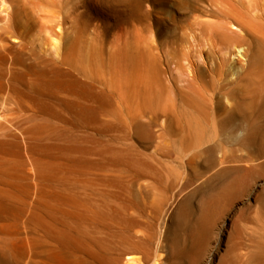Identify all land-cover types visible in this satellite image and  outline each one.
<instances>
[{"label": "rangeland", "instance_id": "rangeland-1", "mask_svg": "<svg viewBox=\"0 0 264 264\" xmlns=\"http://www.w3.org/2000/svg\"><path fill=\"white\" fill-rule=\"evenodd\" d=\"M17 1L0 0L7 14L21 21L22 25L12 23L19 25L17 32L23 37L20 52H7L8 42L0 47V172L9 179L21 173L17 181L25 188L26 175L39 169V180L59 179L91 203L101 199L99 203L113 212H122L128 204L129 217L138 222L137 235L149 245L151 263L159 256V264H264V229L254 230L264 224V94L256 109L246 112L250 125L244 134L234 127L229 109L213 102L206 117H198V137L174 132L164 124L165 93L156 88L157 94L154 91L156 95L141 107L121 86L131 63L121 58L123 66L113 56L126 50L132 58L153 42L159 46L163 68H168L171 89L175 81L195 89L190 63L204 64V56L199 59L197 53L210 42L204 29L205 0ZM32 7H37V20ZM44 16H57L53 21L61 28L51 21L45 30ZM47 32L59 38L56 54L41 42V36L49 37ZM216 50L222 66L238 65V56L225 45ZM228 70L219 74L213 69L202 76L199 87L206 100L221 91L233 104L238 85L225 86ZM98 93L110 96L112 108L102 107ZM179 110L185 118H195L194 109L180 104ZM59 187L53 191L60 192ZM105 219L98 222L103 232L90 236L107 241L104 253L115 255L120 246L111 221ZM251 243L259 246L260 258L246 262L243 253L252 250Z\"/></svg>", "mask_w": 264, "mask_h": 264}, {"label": "bare ground", "instance_id": "bare-ground-1", "mask_svg": "<svg viewBox=\"0 0 264 264\" xmlns=\"http://www.w3.org/2000/svg\"><path fill=\"white\" fill-rule=\"evenodd\" d=\"M17 2H19V0ZM23 2L25 1L23 0ZM21 5L23 6L24 4ZM24 6L22 7L23 9ZM172 6L177 7L174 1H172ZM11 7L13 6L11 5ZM202 7L204 9L203 17L206 18L204 20V22L206 21V24L203 26L208 32V40L210 42L207 44L204 42L202 47L204 48V46L206 47L207 45V49L197 53L199 54L197 55L199 59L204 56L206 61L203 65H196L190 60V64L194 68L193 71L195 73V89L192 86L180 87L176 84V81L172 84L171 89V86L167 83L168 68H163V60L161 58L162 56L158 51L160 50L159 46H155L153 42L145 43L142 52L137 53L135 48L134 51H136L137 54L132 58L129 54L130 52L128 53L123 48L124 45L122 48L119 46L121 50H125L124 52L122 51L117 53V50L115 51V53H117L116 55H113L116 56L115 60L117 59L120 63L121 60L124 59L122 60V63L125 61H127L128 65L131 63L130 70L133 71V73L130 71V74L125 80L121 79L122 81H125V83L121 84V86L123 88L125 85L126 91L125 89L124 91L126 95L135 96L139 101L138 104L141 107L146 106L153 95L157 94L155 91L156 88H158V91L161 89L163 92L161 94L165 93L166 96V99L164 98L165 104L163 105L164 124L166 127L174 130V132H185L186 134L198 137V134L202 129L198 117H206L208 110H210V105L213 102L217 108H219L221 105H224L227 110L229 109L228 117L232 118L234 121V127L244 134L250 125L246 118V112L248 113V110H255L259 104V100L264 94V0H205ZM6 8L7 7L4 6L2 2H0V47H2V43L8 42L9 45L7 52L19 51L20 47H22L19 39H22L23 37L21 38L20 33L18 34L17 31L19 28L17 27L22 24L20 20H18L20 21L18 26L12 23L16 22L18 18L15 20L13 18V15L15 14H7ZM36 8L32 7L34 12L37 10ZM12 12L15 11L13 10ZM34 12L32 11L31 13L33 14ZM37 12H35L34 16ZM3 13H6L7 16H3ZM42 13L45 14L46 12L43 11ZM37 15L39 17L40 12ZM28 16L32 15L30 14ZM36 17L37 16L33 18L36 19ZM44 17L41 18L42 20L44 19V22H41V25L43 24L45 27H47L44 29L48 30L51 21H56L57 16H54V18L50 17L53 20H48L49 18L47 19L45 17L47 19L46 20ZM60 20L57 21L59 22ZM54 21L53 23L57 25L55 26L53 23V25H51L55 26L56 29H60L61 27L59 23ZM38 22L36 21V23ZM61 22L60 24L62 25L63 23ZM19 32H21L20 29ZM55 33L58 37L59 32L58 34L57 32ZM47 34L49 37L46 36L44 39H42L43 36L40 35L42 37L41 40H44L41 41L43 46L54 50L55 54L58 53L61 47L59 45V38L57 39L56 36L50 37L49 34L51 33L47 32ZM12 39H14V41H11ZM119 41H121V39ZM24 44L25 42L22 45ZM119 44H117V46ZM127 44L128 43H126L125 47H127ZM139 45L141 46V44ZM221 45H225L228 51H231L230 53L235 52V55L238 56V60L236 61V63H238L237 66H222L218 56L219 50H216ZM25 46L26 45H24V47ZM63 47L66 51L67 48L65 47L67 46ZM127 48L130 49V47ZM226 53L228 52L226 51L225 54ZM2 55H4V53H2ZM241 57H243V59ZM181 62L176 64V71L181 69ZM213 64L216 66H213ZM223 68H229L228 71L224 72V77L226 80L225 86L235 84L238 85L235 93L236 97L233 100V104L231 105L228 104L226 97H224L225 94L223 95L221 91H217L212 95H208V100H206L203 96L201 88L199 87L203 81V75L207 74L213 69L218 71L219 74H222ZM118 71L120 72L121 69H118ZM85 75H88V73ZM93 75L95 74H92V76ZM139 80L141 83H137ZM101 83V85H103L105 82L102 81ZM107 87L110 88L111 85ZM154 91L156 94H154ZM171 92L174 93V100L170 98ZM100 94L101 93H98L96 97L98 98V102L103 103L102 107H104L103 105L105 104V107L107 106L112 108V99L110 100V96H101ZM180 104H184L191 109H194L195 118L192 116L185 118L182 111L179 110ZM221 125H223V123H221ZM189 138L190 137L188 136L187 142L190 141ZM6 169L8 168H5V170ZM38 170L26 175L28 179L26 181L27 183L25 184V188L23 187V183L21 184L17 181V179L23 178L20 177L21 173L16 175L13 174L14 176H10L11 178L9 179L8 175L3 174L5 172H0V234L3 236V242L0 245V264L160 263L159 256H156L155 259H153V263H151L152 258L148 248L149 245L146 242L144 236L137 235L139 232L136 230L138 222L130 218L128 215L129 209L132 208L131 206L125 204L122 207V212H113L108 205L102 204V201L99 203V200L101 199L98 200L95 198L98 201H96V203H91L90 200H87V198L84 197V195L82 197L80 196L81 194L77 195L73 193V188H70L69 186L67 187L64 182L59 179L52 180L55 183L39 180L40 177ZM14 180L16 182H14ZM55 186H60L59 189H61V191H53ZM135 194L138 197L141 196V193L139 192H135ZM261 214V220L262 223H264V203L261 204ZM105 218L108 221H111L114 229L113 232L116 234L114 236H116L117 242L120 246L118 253H114L115 255H106L104 253L103 250H108L109 248L108 244L106 243L107 241L101 238L100 242H97L91 239L92 237L90 236V233L92 232H103L104 227L102 230H100L98 222H101L100 220ZM257 225L259 226L260 223ZM259 228L260 229L255 228L254 230L262 231V229H264V224ZM256 242L258 241H254V243ZM252 243L249 244V247L254 246ZM237 244L239 245L238 247L241 246V243ZM258 247L259 246L256 245L251 251L249 250L248 252L243 253L246 262L256 261L258 258H260L261 250L259 251ZM236 248H234L235 252H237ZM238 250L240 249L238 248ZM236 254L238 255V253Z\"/></svg>", "mask_w": 264, "mask_h": 264}]
</instances>
